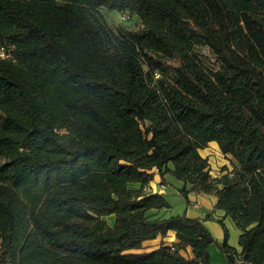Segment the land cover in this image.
Here are the masks:
<instances>
[{
  "label": "trees",
  "instance_id": "1",
  "mask_svg": "<svg viewBox=\"0 0 264 264\" xmlns=\"http://www.w3.org/2000/svg\"><path fill=\"white\" fill-rule=\"evenodd\" d=\"M0 54V264H214L154 170L214 196L227 264L264 263V0H0Z\"/></svg>",
  "mask_w": 264,
  "mask_h": 264
},
{
  "label": "rangeland",
  "instance_id": "2",
  "mask_svg": "<svg viewBox=\"0 0 264 264\" xmlns=\"http://www.w3.org/2000/svg\"><path fill=\"white\" fill-rule=\"evenodd\" d=\"M101 15L103 16L104 21L110 27H115L116 25L121 24V25H123L129 29H132V28L137 27V24H138L135 17H129L127 14H120V13H117L115 11L107 12L106 10H102ZM196 52L199 55V57L201 58L205 67H207L208 69H215L217 67V64L214 60V57L212 56V54L210 53V51L206 47L199 46L196 49ZM201 155L208 158L209 163H210V172H211L212 176L219 175L220 169L223 166H229L227 159H225L221 155V153L219 152V150L217 149L216 146L208 147L205 151H202ZM189 194H191V193H189ZM178 195H179V198L181 199V204L184 207L183 208L178 207L173 202V205H171V206L169 205L170 210L166 209V211H168V213L167 214L165 213L164 214L165 216L169 217V216L185 215L184 214V208L186 207V205H185L184 199L180 196L179 193H178ZM211 197L214 199V196H211ZM207 215H211V214L207 213L205 216H202V217H204L202 219L204 220L205 224L206 223L209 224L211 231H213L211 233L208 230V228H206L210 232V234L212 235L213 239L215 240V243H213L209 248L212 252L211 255H212L214 261H216V258L213 254V250L217 251L218 254H222L219 247H218V244L222 243L223 239H224V228L220 224V221L222 222V220H224V224H223V222H222V224L224 225L225 229L227 230V234H228L227 241H233L234 240V234L236 233L235 238H236V242H237L239 230L235 227L233 222L228 217L220 216L218 218H213L212 216H210L209 218H206ZM107 221L110 224L112 222V217L108 218ZM214 231H216V232H214ZM219 236H221V240L218 241L216 237H219ZM214 264H216V263H214Z\"/></svg>",
  "mask_w": 264,
  "mask_h": 264
},
{
  "label": "crops",
  "instance_id": "3",
  "mask_svg": "<svg viewBox=\"0 0 264 264\" xmlns=\"http://www.w3.org/2000/svg\"><path fill=\"white\" fill-rule=\"evenodd\" d=\"M212 146L217 147V145L215 143H210L208 145V147H212ZM206 149H204L202 151H205ZM202 151H200V153H202ZM163 180L166 183L165 185H163L161 183V179H160L159 175L157 174V171L154 170L153 180L149 183V186H148L149 193L161 194V195H163V197L165 198V200L168 202V204L170 206L173 205V202H174L178 207L183 208L184 206L181 204V199L179 198V195L177 192L178 190L183 188V184L181 182L177 181L175 178H173L169 174L164 175ZM188 200L190 202V206L184 208L185 216H187V218H190V219L202 220L203 225L206 228H208V230L212 233L213 231H211L209 224L204 223V220L202 219L204 217H202V216H205L207 213H210L213 218H218L220 216H224L223 212H221V211H216V212L212 211V208H213L214 203H215V198L213 199L211 196L209 197V196H205V195H199V194L191 193L188 195ZM165 213L167 214L168 211L164 210L161 212V214H163V215ZM165 217H167V216H165ZM222 222L224 224V220H222ZM214 232H216V231H214ZM239 235H240V231L238 233V237H239ZM235 236H236V233L234 234V240L233 241H227V243L229 246L233 247L237 251V253H239L240 247L238 245V240L236 242ZM216 238L218 241L221 240V236L216 237ZM169 240L172 241V237ZM208 252L210 253L209 256H210V260L212 263L214 262L216 264H227V261L222 254H218L217 251L213 250V254L216 258V261H214L212 255H211L212 252H211L210 248L208 249ZM237 264H247V263L238 262Z\"/></svg>",
  "mask_w": 264,
  "mask_h": 264
},
{
  "label": "built area",
  "instance_id": "4",
  "mask_svg": "<svg viewBox=\"0 0 264 264\" xmlns=\"http://www.w3.org/2000/svg\"><path fill=\"white\" fill-rule=\"evenodd\" d=\"M0 57H3V54H0Z\"/></svg>",
  "mask_w": 264,
  "mask_h": 264
}]
</instances>
